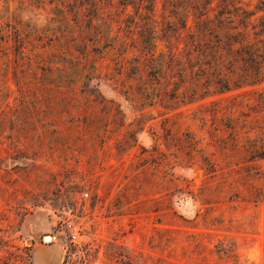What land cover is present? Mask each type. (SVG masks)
<instances>
[{
  "label": "rangeland",
  "instance_id": "1",
  "mask_svg": "<svg viewBox=\"0 0 264 264\" xmlns=\"http://www.w3.org/2000/svg\"><path fill=\"white\" fill-rule=\"evenodd\" d=\"M160 2L0 0V264H264V69H167Z\"/></svg>",
  "mask_w": 264,
  "mask_h": 264
},
{
  "label": "trees",
  "instance_id": "2",
  "mask_svg": "<svg viewBox=\"0 0 264 264\" xmlns=\"http://www.w3.org/2000/svg\"><path fill=\"white\" fill-rule=\"evenodd\" d=\"M160 3L173 40H165L166 50H159L157 36L143 40L151 60L159 50L158 57L164 58L167 69L176 64L180 76L193 75L208 91L224 93L231 86L240 88L259 82L264 69V17L249 10L243 0ZM150 12L155 13V6ZM153 23L152 33H156L157 22Z\"/></svg>",
  "mask_w": 264,
  "mask_h": 264
},
{
  "label": "built area",
  "instance_id": "3",
  "mask_svg": "<svg viewBox=\"0 0 264 264\" xmlns=\"http://www.w3.org/2000/svg\"><path fill=\"white\" fill-rule=\"evenodd\" d=\"M72 238H74V235H72Z\"/></svg>",
  "mask_w": 264,
  "mask_h": 264
}]
</instances>
